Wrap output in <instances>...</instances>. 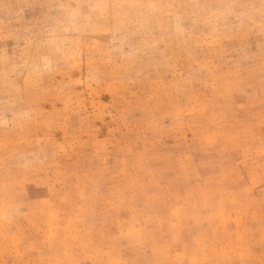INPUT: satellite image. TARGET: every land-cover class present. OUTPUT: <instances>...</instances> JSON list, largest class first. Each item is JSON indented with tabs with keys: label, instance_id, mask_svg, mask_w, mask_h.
Here are the masks:
<instances>
[{
	"label": "rangeland",
	"instance_id": "374dc122",
	"mask_svg": "<svg viewBox=\"0 0 264 264\" xmlns=\"http://www.w3.org/2000/svg\"><path fill=\"white\" fill-rule=\"evenodd\" d=\"M0 264H264V0H0Z\"/></svg>",
	"mask_w": 264,
	"mask_h": 264
}]
</instances>
